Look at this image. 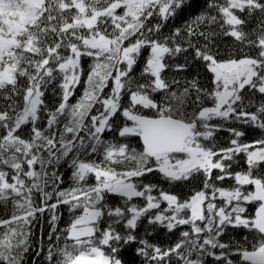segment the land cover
<instances>
[{"label": "snow or ice", "instance_id": "1", "mask_svg": "<svg viewBox=\"0 0 264 264\" xmlns=\"http://www.w3.org/2000/svg\"><path fill=\"white\" fill-rule=\"evenodd\" d=\"M191 8L0 0V264H264V0Z\"/></svg>", "mask_w": 264, "mask_h": 264}, {"label": "trees", "instance_id": "2", "mask_svg": "<svg viewBox=\"0 0 264 264\" xmlns=\"http://www.w3.org/2000/svg\"><path fill=\"white\" fill-rule=\"evenodd\" d=\"M188 2H190L192 4V8L188 10V12L185 13L183 19L178 20V21H173V25L174 26H182L185 21H191L192 19L195 18V16L200 15L201 13L205 12L206 8H207V3L208 0H188ZM254 26V25H252ZM165 31H168V29H165ZM87 66V64L85 63V67ZM139 72V67L137 68V73ZM192 73H188L189 78H191ZM210 75L209 73H206L205 71H202L200 74V81L202 84L207 85L210 79ZM79 95V91L77 92V96ZM49 99H51V93L49 92L48 94ZM74 102V100H73ZM110 136V134H109ZM259 136V132L257 131L254 135L250 134L247 139L252 140L255 139ZM133 146H136L135 143ZM98 159V157H97ZM242 163V162H241ZM65 180L67 183V169L65 168ZM119 170V169H118ZM153 182H156L155 179H153ZM165 187H167V185H165ZM173 191L183 195L184 193H186L188 191L187 188H174L172 189ZM249 213H254L255 211V205H250L248 208ZM11 212V205L5 207L4 205L0 204V218L5 217L7 214H10ZM68 219V215L65 212L64 216H63V220L61 222V225L63 226V221H66ZM36 232L37 235H39V226L37 225L36 228ZM46 234V231H45ZM178 235V233H177ZM235 238L237 239H244V233H240L238 234ZM176 239V236H168L166 234H161L159 237V240L162 241L164 243V246H167L168 243L174 242ZM225 239H227V237H225ZM249 240H251V237H248ZM32 259H33V254H29L28 258L26 260V264H32ZM132 259V256H126L125 260L126 261H130ZM37 264H45L44 260L42 257L37 258Z\"/></svg>", "mask_w": 264, "mask_h": 264}]
</instances>
